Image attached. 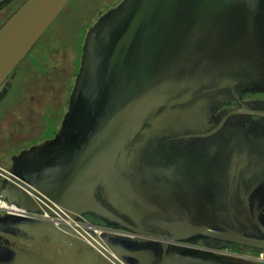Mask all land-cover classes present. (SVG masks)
Listing matches in <instances>:
<instances>
[{
    "label": "water",
    "instance_id": "95a60500",
    "mask_svg": "<svg viewBox=\"0 0 264 264\" xmlns=\"http://www.w3.org/2000/svg\"><path fill=\"white\" fill-rule=\"evenodd\" d=\"M69 1L23 0L0 24V99ZM248 92H264V0L107 9L85 33L58 130L0 166V197L48 216L0 214V264H244L214 250L264 252V103L243 102Z\"/></svg>",
    "mask_w": 264,
    "mask_h": 264
},
{
    "label": "rangeland",
    "instance_id": "374dc122",
    "mask_svg": "<svg viewBox=\"0 0 264 264\" xmlns=\"http://www.w3.org/2000/svg\"><path fill=\"white\" fill-rule=\"evenodd\" d=\"M22 1L0 10V24ZM117 2L70 0L19 63L0 99V166L8 167L13 155L58 130L76 76L77 44L101 12Z\"/></svg>",
    "mask_w": 264,
    "mask_h": 264
},
{
    "label": "built area",
    "instance_id": "2783aa9c",
    "mask_svg": "<svg viewBox=\"0 0 264 264\" xmlns=\"http://www.w3.org/2000/svg\"><path fill=\"white\" fill-rule=\"evenodd\" d=\"M4 213H13V214H18V215H29V216H35V217L48 218V216L45 213L43 214L29 213L14 204H9L7 201H5L4 199L0 197V214H4ZM53 220L55 221L56 219H53ZM74 224L82 228L84 227L92 228L96 233H99L101 231V228L90 226L87 223H74ZM215 251L220 254H225L228 257H232L237 260L244 261V262L264 264V252H260V251L251 252L249 250H246V251L231 250L230 248H222V249H217Z\"/></svg>",
    "mask_w": 264,
    "mask_h": 264
},
{
    "label": "flooded vegetation",
    "instance_id": "af4514ba",
    "mask_svg": "<svg viewBox=\"0 0 264 264\" xmlns=\"http://www.w3.org/2000/svg\"><path fill=\"white\" fill-rule=\"evenodd\" d=\"M242 100L245 103H255V104H261V102L264 103V92H254V93L248 92V93H246V94H244L242 96ZM236 107H237V105L234 104V103H232L230 105H223L220 109L217 110L216 114H218L219 111H221V110L228 112V111H231V110L235 109ZM254 118L256 119L257 117H254ZM22 150H24V149H22ZM11 165H12V160H11L10 165L8 167H6V168H9ZM198 246H200V245H198ZM227 248H230L231 250H240V251H246V250H249L251 252H256L257 251L255 249H251V248H242V247H240L238 245H231V246H229ZM215 250H217V249H215ZM215 253L220 254V253H218L216 251H215ZM220 255L226 256L225 254H220ZM230 259H233V258L230 257ZM236 261H237V259H236ZM239 261H241V260H239ZM241 263H244V264H256V263H245L244 261H242Z\"/></svg>",
    "mask_w": 264,
    "mask_h": 264
},
{
    "label": "trees",
    "instance_id": "16d2710c",
    "mask_svg": "<svg viewBox=\"0 0 264 264\" xmlns=\"http://www.w3.org/2000/svg\"><path fill=\"white\" fill-rule=\"evenodd\" d=\"M119 2H120V0H118L117 3H119ZM117 3H115L114 6H115ZM110 7H111V6H110ZM112 7H113V6H112ZM107 9H109V8H107ZM105 11H106V10H105ZM105 11H104V12H105ZM104 12H101V13H104ZM99 16H100V15H99ZM48 29H49V28H48ZM48 29H47V30H48ZM47 30H46V31H47ZM85 33H86V32H85ZM44 34H45V33H44ZM44 34H43V35H44ZM43 35H42V36H43ZM83 35L85 36V34H83ZM42 36H41V37H42ZM82 39H84V37H81L80 42H78V44H77V49H78V52H79V54H78L79 56H78V60L76 61V68H77V69H76V74H77L78 69H79L80 56H81V48H82V44H83ZM39 40H40V39H39ZM39 40H38V41H39ZM38 41H37V42H38ZM81 41H82V44H81ZM55 132H56V131H55ZM55 132L53 133V135L55 134ZM53 135H52V136H53Z\"/></svg>",
    "mask_w": 264,
    "mask_h": 264
}]
</instances>
